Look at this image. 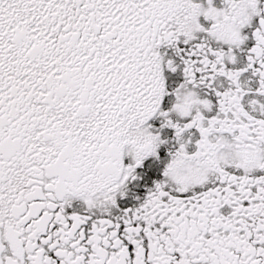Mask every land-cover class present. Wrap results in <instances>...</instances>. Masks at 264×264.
I'll use <instances>...</instances> for the list:
<instances>
[{"label": "flooded vegetation", "instance_id": "flooded-vegetation-1", "mask_svg": "<svg viewBox=\"0 0 264 264\" xmlns=\"http://www.w3.org/2000/svg\"><path fill=\"white\" fill-rule=\"evenodd\" d=\"M0 264H264V0H0Z\"/></svg>", "mask_w": 264, "mask_h": 264}]
</instances>
